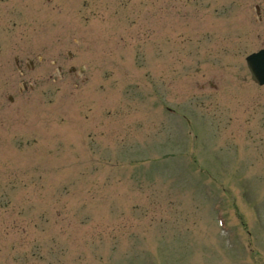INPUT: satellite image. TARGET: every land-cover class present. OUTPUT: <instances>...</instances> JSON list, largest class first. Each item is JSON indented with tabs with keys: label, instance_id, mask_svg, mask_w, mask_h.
Listing matches in <instances>:
<instances>
[{
	"label": "rangeland",
	"instance_id": "rangeland-1",
	"mask_svg": "<svg viewBox=\"0 0 264 264\" xmlns=\"http://www.w3.org/2000/svg\"><path fill=\"white\" fill-rule=\"evenodd\" d=\"M49 22L84 70L3 110L0 264H264V0H52Z\"/></svg>",
	"mask_w": 264,
	"mask_h": 264
},
{
	"label": "flooded vegetation",
	"instance_id": "flooded-vegetation-1",
	"mask_svg": "<svg viewBox=\"0 0 264 264\" xmlns=\"http://www.w3.org/2000/svg\"><path fill=\"white\" fill-rule=\"evenodd\" d=\"M51 11L52 0H0V120L4 109L8 118L18 119L20 100L51 84V74L37 80L36 70H58L61 77L63 70L72 74L83 70L71 64V53L52 58L50 37L45 34Z\"/></svg>",
	"mask_w": 264,
	"mask_h": 264
},
{
	"label": "water",
	"instance_id": "water-1",
	"mask_svg": "<svg viewBox=\"0 0 264 264\" xmlns=\"http://www.w3.org/2000/svg\"><path fill=\"white\" fill-rule=\"evenodd\" d=\"M247 62L252 73V81L264 86V50L247 58Z\"/></svg>",
	"mask_w": 264,
	"mask_h": 264
}]
</instances>
